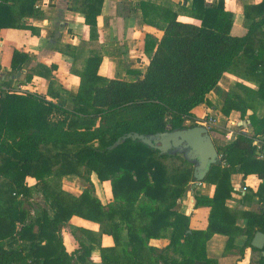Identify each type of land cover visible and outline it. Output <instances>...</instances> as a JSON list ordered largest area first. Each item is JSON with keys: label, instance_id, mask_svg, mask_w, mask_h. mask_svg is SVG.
<instances>
[{"label": "trees", "instance_id": "1", "mask_svg": "<svg viewBox=\"0 0 264 264\" xmlns=\"http://www.w3.org/2000/svg\"><path fill=\"white\" fill-rule=\"evenodd\" d=\"M37 1L0 0V41L6 29L34 32L29 21L42 15ZM71 1L70 10L85 16L90 40H98L104 0ZM140 7L143 23L163 33L160 39L145 34L144 53L150 59L145 72L127 69L130 78L108 79L99 74L103 57L94 53L81 70L74 63L71 73L81 84L67 107L59 103L64 98L54 80L50 99L36 93L0 95V264H95V251L101 264H219L207 254L216 234L228 237L224 255L237 257L232 264H240L248 251L260 253L257 264H264V249L252 245L257 233L264 234L262 190L257 195L263 206L257 211L226 205L235 193V174L264 177V161L255 157L253 146L254 137L264 134V117H258L264 106V0L245 5L249 27L242 36L233 34L234 14L225 0L165 6L144 1ZM75 50L64 47L72 55ZM28 60L15 50L11 67L20 70ZM56 68L38 65L27 80L52 79ZM226 74L239 81L230 87L222 113L236 111L245 119L251 112L254 133H240L218 147L227 166L209 167L202 182L215 185V194L196 196V208H211L209 223L194 229L191 217L178 209L190 183L198 182L187 150L185 156L162 155L141 141L122 140L199 126L195 110L213 107L208 95ZM67 176H78L89 187L75 196L63 190ZM28 177L41 186L45 202L34 217L28 205L37 188L28 186ZM93 177L111 183L112 202L96 196ZM73 217L94 222L99 230L80 228V248L69 253L62 230ZM104 236L112 238V247H103ZM161 240L168 245L152 244Z\"/></svg>", "mask_w": 264, "mask_h": 264}, {"label": "crops", "instance_id": "2", "mask_svg": "<svg viewBox=\"0 0 264 264\" xmlns=\"http://www.w3.org/2000/svg\"><path fill=\"white\" fill-rule=\"evenodd\" d=\"M144 1L165 6L167 2L178 3L183 0H104L101 15L97 19L99 39L90 40V32L85 23V16L70 10L72 6L71 0H38L36 8L41 11L42 15L29 21L34 28V32L19 29H6L1 32L0 78L4 80L5 87L11 90L22 88L25 90L23 94L36 93L50 99L48 96L49 89L51 81L54 80V88L60 87L61 96L64 98L59 103L67 107L71 104L69 100L78 94L81 84L80 77L71 73V69L76 62L75 68L81 70L83 67L82 62L94 54L93 51H96L95 53L100 52L99 54L103 57L99 69V74L103 77L114 79L118 76L128 79L130 76L126 74L127 69L145 72L150 63V59L144 53L145 34L150 33L160 39L163 33L157 29L147 27L143 23L140 5ZM207 2L212 3L213 0H207ZM261 2L262 0H225L227 10L234 14V35H245L248 30L249 21L244 17L245 5H257ZM180 21L192 22L193 20L188 17H180ZM65 46H71L76 49L74 53L77 60L74 57L75 55L64 51ZM15 50L29 56V60L20 70H13L11 67ZM41 64L57 67L56 70L52 69L53 78L34 77L32 80H27V77L33 74L35 68ZM237 81L239 80L236 77L226 74L215 90L208 95L213 107L201 105L195 110L198 119H203L206 116L207 118L210 116L217 118L218 132L210 133L217 148L224 144V140H221V135H224L223 132L227 130H233L237 135L244 133L251 136L254 133V129L248 119L252 114L251 112L248 113L245 119H242L241 114L236 111L229 116H225L222 113L229 88ZM258 117H264V106L260 107ZM74 178L75 181L76 179L82 180L78 176L64 177L62 180L63 190L75 196H80L87 186H82L79 191L75 192L74 189L78 185L73 180ZM26 182L28 186L37 188L34 196L36 194L41 196L44 206L45 202L41 194V186L38 185L36 179L28 177ZM232 182L235 186V193L233 198L227 201V207L237 210L257 211L263 206V202L257 193L262 190V194H264V177L256 174L248 177H244L242 174H235ZM92 183L96 189V196L103 203L113 201L110 182L100 183L93 177ZM244 188H246L245 193H243ZM215 191L216 186L213 184L204 183L203 187H199L195 185V182H192L185 196L178 201L179 211L191 217L194 229H206L211 213V208H196V196L213 198ZM34 201L39 203L34 197L30 200V203L33 204ZM35 207L39 210L38 204H35ZM33 212L35 211L32 209V217H34ZM240 223L242 224L243 222ZM80 228L98 231L99 225L79 217H73L62 230L64 245L69 253H74L80 248L76 237L77 235L81 237ZM240 242L244 243L245 238L240 239ZM227 243V236L214 235L207 243L208 257L217 259L220 262ZM152 244L155 246L160 244L159 247L163 248L168 245V240L154 241ZM113 245L112 238L103 237L104 248L112 247ZM92 256L95 264H101L99 251H95ZM252 257L253 254L248 251L240 264H247Z\"/></svg>", "mask_w": 264, "mask_h": 264}, {"label": "water", "instance_id": "3", "mask_svg": "<svg viewBox=\"0 0 264 264\" xmlns=\"http://www.w3.org/2000/svg\"><path fill=\"white\" fill-rule=\"evenodd\" d=\"M127 139L141 141L150 148L159 151L162 155L168 154L171 151L184 153L188 150L189 152L186 156L194 163V177L198 182H202L204 180L211 165L219 163L218 148L215 145L210 133L202 126L181 131H169L150 137L138 134L129 135L122 141H126ZM122 141H119L117 145H120ZM252 245L258 250H263L264 234L257 233Z\"/></svg>", "mask_w": 264, "mask_h": 264}, {"label": "built area", "instance_id": "4", "mask_svg": "<svg viewBox=\"0 0 264 264\" xmlns=\"http://www.w3.org/2000/svg\"><path fill=\"white\" fill-rule=\"evenodd\" d=\"M38 9V8H37ZM25 90L22 88H19L18 90H11L5 87L4 80L0 78V95H6V94H23ZM199 126H202L207 129L209 133H214L217 130L218 126V120L214 116H210L208 118H205L201 121ZM237 137V134L233 130H227L224 132V144H229L233 142ZM253 146L255 148V157L260 160L264 161V134L254 137L253 139ZM219 162L223 167L227 166V163L223 161V155L219 153ZM195 185L199 187H203V182H195ZM246 192V188L243 189V193Z\"/></svg>", "mask_w": 264, "mask_h": 264}, {"label": "rangeland", "instance_id": "5", "mask_svg": "<svg viewBox=\"0 0 264 264\" xmlns=\"http://www.w3.org/2000/svg\"><path fill=\"white\" fill-rule=\"evenodd\" d=\"M184 20V19H183ZM92 51H93V49H92ZM96 51H93V53H95ZM100 52H98V54H99ZM230 89V88H229ZM197 117V116H196ZM205 118H207V116L206 117H204L203 119L201 118V119H198V117H197V119H198V121H197V124L199 125L200 123H201V121L202 120H204ZM222 131V130H221ZM181 154H183L184 156H185V154L184 153H181ZM74 181H75V178L73 179ZM82 181V180H81ZM80 180H77L76 179V183H77V185H78V187L76 188V189H74L75 190V192H77V191H79V188L80 187H82V186H87V187H89V184H87V183H85V182H81ZM68 185V184H67ZM34 198L37 200V201H39V203H37L36 201H34L33 202V204H31V206H29L28 205V209H30L31 211H32V209L35 211V212H33L34 213V216H36V213H37V209H36V207H35V204H38L39 206H42L43 205V203H42V201H41V196H39L38 194H36L35 196H34ZM159 246H160V244H159ZM207 254H208V251H207ZM251 254H253V257H252V259L250 258L249 259V261L247 262V264H257V262H258V260H259V257H260V253H257V252H253V251H251ZM237 260V257L236 256H234V255H227V256H225L224 255V253L222 254V256H221V259H220V262H219V264H232L233 262H235Z\"/></svg>", "mask_w": 264, "mask_h": 264}, {"label": "flooded vegetation", "instance_id": "6", "mask_svg": "<svg viewBox=\"0 0 264 264\" xmlns=\"http://www.w3.org/2000/svg\"><path fill=\"white\" fill-rule=\"evenodd\" d=\"M189 151L187 150V153H188Z\"/></svg>", "mask_w": 264, "mask_h": 264}]
</instances>
